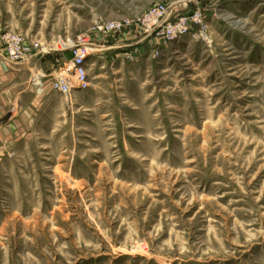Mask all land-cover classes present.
<instances>
[{
  "label": "rangeland",
  "instance_id": "1",
  "mask_svg": "<svg viewBox=\"0 0 264 264\" xmlns=\"http://www.w3.org/2000/svg\"><path fill=\"white\" fill-rule=\"evenodd\" d=\"M177 1L0 0L10 64L61 60L0 145V264H264V4L196 3L170 45L96 29ZM88 32L89 88L53 91Z\"/></svg>",
  "mask_w": 264,
  "mask_h": 264
},
{
  "label": "built area",
  "instance_id": "2",
  "mask_svg": "<svg viewBox=\"0 0 264 264\" xmlns=\"http://www.w3.org/2000/svg\"><path fill=\"white\" fill-rule=\"evenodd\" d=\"M205 1L207 0H182L171 4H155L142 16L108 22L99 25L96 29L103 34H108L137 27L147 38L161 40L165 45L173 44L186 36L202 35L206 37L208 24L204 12L193 7L196 3ZM255 1L264 4V0ZM191 8L192 10H190ZM93 38L94 34L89 32L77 37L75 44L69 49L71 60L64 68L56 71V76L51 84L53 91L69 95L75 88L81 90L89 88L86 71L91 55L89 50L94 45ZM5 43L12 61L18 62L26 58L29 51L20 36L9 35ZM73 79L76 81L75 84Z\"/></svg>",
  "mask_w": 264,
  "mask_h": 264
},
{
  "label": "crops",
  "instance_id": "3",
  "mask_svg": "<svg viewBox=\"0 0 264 264\" xmlns=\"http://www.w3.org/2000/svg\"><path fill=\"white\" fill-rule=\"evenodd\" d=\"M65 53H67L65 55L68 58L71 57L69 52ZM6 57L4 44L0 40V145L2 142H9V140L14 139L16 134L15 112L20 107L24 109L21 104L25 103L27 97L32 95L35 99L36 96L51 92V71L61 61L58 57H33L20 64L12 65ZM38 70L44 73L41 77L43 88L30 85L34 72ZM38 82L39 87H41L42 83L40 84V80ZM9 114H11V118L7 122H3Z\"/></svg>",
  "mask_w": 264,
  "mask_h": 264
},
{
  "label": "water",
  "instance_id": "4",
  "mask_svg": "<svg viewBox=\"0 0 264 264\" xmlns=\"http://www.w3.org/2000/svg\"><path fill=\"white\" fill-rule=\"evenodd\" d=\"M10 118H11V114H9V115L3 120V122H7Z\"/></svg>",
  "mask_w": 264,
  "mask_h": 264
}]
</instances>
